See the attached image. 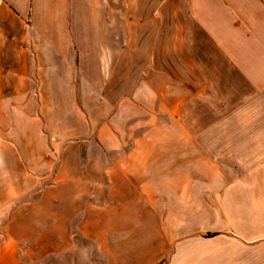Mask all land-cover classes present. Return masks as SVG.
Here are the masks:
<instances>
[{"label":"crops","instance_id":"crops-1","mask_svg":"<svg viewBox=\"0 0 264 264\" xmlns=\"http://www.w3.org/2000/svg\"><path fill=\"white\" fill-rule=\"evenodd\" d=\"M122 61L210 91L222 79L219 140L147 133L122 162V136L98 137L104 167L68 139L53 168L43 79ZM0 264H264V0H0Z\"/></svg>","mask_w":264,"mask_h":264},{"label":"rangeland","instance_id":"rangeland-1","mask_svg":"<svg viewBox=\"0 0 264 264\" xmlns=\"http://www.w3.org/2000/svg\"><path fill=\"white\" fill-rule=\"evenodd\" d=\"M84 33L80 32V39H84ZM117 35L118 43L123 42L124 32L118 31ZM119 56L118 52L117 57L123 59ZM80 65L79 77L74 73L75 77L64 79L55 73L57 77L43 79L49 85L39 88L41 94L36 96L38 135L46 140L55 138L60 141L52 143L50 148L54 151L53 168L58 164V152L66 150L64 147L68 145V139L76 141L70 145L80 151L82 163L89 160L88 166H92V156H100L101 166L104 167L110 163L109 150L100 145L98 137L122 136L120 147L112 149L119 153L117 156L122 162L130 161L129 156L125 160L123 158L132 150L134 138L147 133L152 136H212L215 138L213 140H219L216 138L222 134V127L217 124H220L224 112L219 108L221 96L214 91L221 90L222 79L212 80L214 83L210 91L209 87H205L208 80L204 78L181 79L180 85L179 80L145 78V73L137 69L139 64L122 61ZM172 87L177 88L178 97L182 100L178 113L173 109L175 101ZM162 88L168 91L163 97L165 104L158 107L159 96L156 93ZM189 91L193 94H189ZM148 92L151 100L147 96ZM150 92H153L152 96ZM174 118H179L184 125L176 126ZM43 144L38 141V149ZM155 145L148 143L143 150L151 151ZM204 145L211 146L217 155L222 146L219 142ZM138 158L140 156L134 159ZM222 158L216 159L220 165H231ZM147 161L148 167L158 166L162 162L151 155ZM171 161L165 160L166 163Z\"/></svg>","mask_w":264,"mask_h":264}]
</instances>
